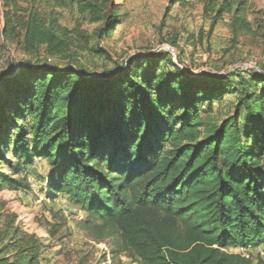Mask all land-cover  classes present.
<instances>
[{
    "label": "trees",
    "instance_id": "16d2710c",
    "mask_svg": "<svg viewBox=\"0 0 264 264\" xmlns=\"http://www.w3.org/2000/svg\"><path fill=\"white\" fill-rule=\"evenodd\" d=\"M0 1L2 41L28 58L0 72V189L26 187L21 173L44 161L48 199L70 198L89 230L137 264H264L245 255L264 246V71L196 75L158 51L94 74L76 57H107L116 0ZM199 1L209 35L224 15L234 35L252 31L247 0ZM67 3L92 32L61 26ZM257 28L264 50V16ZM231 94L232 115L203 119ZM6 232L0 264H42V238Z\"/></svg>",
    "mask_w": 264,
    "mask_h": 264
},
{
    "label": "rangeland",
    "instance_id": "374dc122",
    "mask_svg": "<svg viewBox=\"0 0 264 264\" xmlns=\"http://www.w3.org/2000/svg\"><path fill=\"white\" fill-rule=\"evenodd\" d=\"M184 6L172 4L171 0H116L121 24L110 37L100 43L107 57L93 53H78L77 60L83 69L94 74L115 69L132 56L144 52L169 53L174 62L191 74L225 73L232 70L256 69L264 71V50L257 28L264 16V0H247L250 11L247 21L251 23L250 33L231 31V17L224 15L209 35L210 20L203 13L199 0H185ZM165 19L163 20V18ZM163 20V22H162ZM62 27L92 32L95 28L86 18L79 16L75 7L67 3L59 10ZM3 15L0 1V72L28 60L14 45L4 44L1 38ZM175 45L171 46L170 42ZM74 49H71V54ZM46 61L44 57L32 61ZM48 64L64 67L69 57L47 59ZM236 94L223 97L212 105L209 115L203 119L219 124L232 115ZM7 174H10L6 170ZM49 169L44 161H35L27 172L24 188L0 189V244L7 240V227H18L27 234H34L48 246L42 264H137L117 248V239H100L89 230L85 214L65 195L53 201L47 197L45 180ZM11 230V229H10ZM238 254V249L228 250ZM245 255L255 262L264 260V246L251 248Z\"/></svg>",
    "mask_w": 264,
    "mask_h": 264
},
{
    "label": "water",
    "instance_id": "95a60500",
    "mask_svg": "<svg viewBox=\"0 0 264 264\" xmlns=\"http://www.w3.org/2000/svg\"><path fill=\"white\" fill-rule=\"evenodd\" d=\"M17 69H18V66L14 70H17Z\"/></svg>",
    "mask_w": 264,
    "mask_h": 264
}]
</instances>
